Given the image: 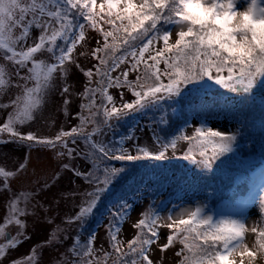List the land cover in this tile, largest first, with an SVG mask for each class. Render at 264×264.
Here are the masks:
<instances>
[{"label": "snow or ice", "instance_id": "obj_1", "mask_svg": "<svg viewBox=\"0 0 264 264\" xmlns=\"http://www.w3.org/2000/svg\"><path fill=\"white\" fill-rule=\"evenodd\" d=\"M169 2L174 4L175 0H164V4H158V0H141L139 4L136 0H102L97 12V0H0V49L4 50L3 59L11 62L16 69L14 75L22 82L16 85L21 90L20 94L11 103L0 105L4 109H11L7 112L6 120L0 123V143H18L28 148L24 161L14 171L0 167V176L6 179L12 177L20 185L12 193V217L27 215L30 204L35 209L39 201L35 204L32 201L42 192L52 190L62 181L65 172L70 174V183L79 180L86 186V190L73 189L61 193L62 199L78 200L76 211L68 217L67 223L82 224L93 214L113 180L124 171L122 167L112 166L110 161L168 159L171 158L167 155L168 150L171 149L172 157H175L177 143L183 141L188 145L187 151L175 158L210 171L221 156L233 152L237 133H226L203 125L195 127L191 133L181 131L167 143L161 142L160 137L154 134L155 143L151 147L135 144L131 150L125 144L136 139L134 133L114 142L105 143L102 138L93 140L94 135H101L104 127H112L110 118L178 98L189 85L195 89L206 87L207 82L212 81L232 93L248 97L260 79L264 78V46H252L243 51L205 46L199 42V38L186 41L183 32L174 45H169L170 36L157 28L162 20L179 24L167 11H160ZM232 2L236 3V0ZM253 7L264 14V7H259L256 0H253ZM101 13L108 17L105 23L112 26L108 31L98 26L96 17L104 18L100 16ZM77 16H82L88 26L103 36L102 42L98 41L92 50V56L98 62L94 65L95 70L90 68L83 73L86 83L81 93V111L74 117L79 120V124L69 130L61 128L50 137H42L33 131L25 133L22 130L24 125L30 126L42 118L47 96L56 88L55 74L62 73L63 78L67 79L70 69L66 65L75 63L73 52L86 39V26L76 22ZM32 29H37L39 35L29 43ZM76 29L79 31L76 32ZM58 40L63 43H58ZM159 40L163 41V48L155 47ZM169 52H173V55H166ZM38 53L47 54L51 62L44 63L36 59ZM22 69H26L24 75H21ZM117 71L119 74L113 75ZM130 74H134L135 78L130 79ZM3 83L0 70V84ZM109 88H126L134 99L131 102L124 101L125 94L122 92L121 107H116L113 96L107 91ZM3 91L5 89H0V92ZM68 93L69 86L62 87L61 94L66 96ZM97 94L101 96L99 103ZM63 104L67 106L69 100L64 99ZM101 109L103 120L98 119ZM68 115L65 109V116ZM160 123H167L165 116H161ZM89 125L92 126L90 131L87 130ZM78 140H83L87 150L79 149ZM34 152H51L57 161L79 158L91 166L78 168L74 164L63 163L59 170H53L46 178L36 177V170L29 169ZM28 184L36 187L25 186ZM20 202L24 203V208L18 207ZM128 207L130 205L126 201L120 205L124 211L115 213L108 228L110 246L116 256L114 264H153L150 253L152 245L159 238L158 222L161 219L171 221L163 225L171 232L160 251L165 252L178 242L182 245L176 252L181 257L178 264H225L234 252L245 248L242 241L249 229L244 222L231 219L213 223L212 217L204 214L203 207L197 206L194 210H183L176 219L171 216L157 217L151 209L144 212L134 224L136 234L127 241V250L124 251L118 239L120 229L117 222L124 219ZM260 211L264 213V201L260 204ZM15 223L21 230L15 236L5 237L6 243L0 244V257L8 249H15L23 243L24 225L19 219ZM251 232L256 233L257 252L264 251V228L257 230L253 227ZM2 234L3 230L0 229ZM94 240V234L86 244H81L78 236L75 238L70 251L76 259L71 264H98L94 257ZM55 242L51 237L46 241L47 244ZM38 255L37 249L33 248L19 264H38ZM110 255L112 253H104L105 257ZM249 255L255 259V254Z\"/></svg>", "mask_w": 264, "mask_h": 264}, {"label": "rangeland", "instance_id": "obj_2", "mask_svg": "<svg viewBox=\"0 0 264 264\" xmlns=\"http://www.w3.org/2000/svg\"><path fill=\"white\" fill-rule=\"evenodd\" d=\"M102 2V0H97V2ZM139 4L141 0H136ZM248 0H237L236 8L242 9L246 6ZM179 25H176L172 30L173 34L171 35L170 41L174 43L176 37V32L179 30ZM16 34H19V30H15ZM39 31L37 29H32L30 31V40H35L38 38ZM86 39L77 45L76 49L73 52L74 64L66 65L70 70L67 73V79L63 78V74L57 72L55 74L56 78V88L51 91L47 96V102L43 106L42 118L32 122L31 125H24L23 131L26 133L28 131H33L42 137L54 136L55 133L63 128L64 130H69L71 127L79 124L78 119H74L77 113L81 111L79 105L81 102V93L84 90L86 79L83 75L84 71L88 69L95 70L94 65L98 62L92 56V50L97 46V42H102L98 38L102 35L99 31L89 28L85 33ZM156 48H161V44L156 42ZM4 50L0 49V70L3 73L4 83L0 84V89H5V91L0 92V105L9 104L17 95L20 94L21 90L16 87L17 83H22L19 81V78L14 75L15 68L11 62L5 61L3 59ZM154 54V50H153ZM147 56V53L145 54ZM36 59L43 61L44 63H50V59L47 54H36ZM78 65V66H77ZM21 75L26 73V69H22ZM114 73L113 75H118ZM227 75V74H225ZM31 86V85H29ZM64 86H69V93L65 96L61 94V89ZM95 86L94 84L92 85ZM192 87V88H191ZM190 89H194L192 85H189ZM206 88L214 93H230L227 89L221 88L218 85H215L212 81L207 82ZM259 88V89H258ZM196 89V88H195ZM258 89L259 92H264V82H259L258 86L254 89ZM114 100L116 103L121 101L120 94L122 92L118 91V88L113 89ZM124 99L130 98V96L125 92ZM232 95H236L233 93ZM64 99L69 100V104L65 106L63 104ZM101 96L97 94V103L100 102ZM65 109L69 115L65 116ZM11 109H4L0 107V123H3L6 120L7 112ZM98 119L103 120V110L101 109V115ZM118 118H115V125H117ZM249 120L259 123L261 125L258 131V140L264 142V112L261 110H254L249 115ZM198 120L194 118V126L188 128V133L197 127ZM210 128L214 130H219L226 133H237L238 125L228 120V118H217L209 121ZM91 125L88 126L87 130H91ZM116 130V129H115ZM158 135L157 130L152 128L148 122H140L134 135L136 137L133 141H128L125 144V147L132 149L133 145L139 144L141 146H152L155 141L153 136ZM111 129H103V132L100 136H93V140H100L101 138L106 143L110 138ZM6 138V137H5ZM241 137H237V139ZM239 139V140H240ZM161 142H163L160 139ZM164 143V142H163ZM77 146L79 149L87 150V145L83 140L77 141ZM158 146V145H157ZM187 148L185 142H178L177 151L175 157L183 153ZM238 150L240 154L248 156L250 158H255L258 154V147L255 144H248L240 146L239 148H234ZM28 151L27 146L20 145L18 143H3L0 144V167H4L6 171H14L18 167L19 163L24 161V157ZM237 151V152H238ZM168 156L172 157V150L169 149ZM63 163L74 164L78 168H87L90 167V164L77 158L76 160L70 161L68 158H65L63 161H57L53 159V154L51 152L44 153H33L32 160L29 165L30 171L34 168L36 170V177H47L53 170H59V167ZM70 174L65 172L63 173L64 178L59 182L52 190L47 192H42L39 196L36 197L32 204H35L36 201H39V204L35 209L32 208L31 204L28 205L27 215L15 216L12 217L10 213V203L12 193L16 192L19 188V183L15 182L12 177L5 178L0 176V229L3 230V234L0 235V244L6 243L5 237L15 236L20 227L16 225L15 220L19 219L24 225L22 229L25 233V238L23 243H20L15 249H8L3 257H0V264H13L14 261L19 264L25 257H27L33 248H36L38 251V264H71V261L75 260L76 257L73 256L70 249L73 246L75 238L78 236L80 240H85L83 233L84 224L78 223H67L68 217L73 215L76 211L75 205L78 203V200L71 198L62 199V192H70L73 189L86 190V186L82 185L79 180L74 184L70 183ZM34 177V178H36ZM31 177H29L30 179ZM43 180H41V183ZM27 187H32L33 189L36 186L30 184L25 185ZM142 194V193H141ZM136 196L132 199L131 208L133 212L127 218L124 228L122 229V237L124 240H129L134 237L136 229L134 224L142 218V214L146 212L149 208V202L144 198L143 194ZM19 195V192H17ZM264 201V188L256 196L254 201L248 206L244 211L237 209L228 208L221 213H214L210 206L208 205V197L206 195L189 193L185 196L184 201L173 209H167L162 215L161 218H167L169 216L172 219H176L177 216L186 209L194 210L195 207L201 206L204 209V214L214 218L217 217V222L221 220H231L238 219L245 223V226L249 231L244 233L243 243L248 245L251 248L253 243H256L257 237L256 233L250 231L251 228L255 227L257 230L264 228V213L260 211V204ZM19 208H24V203H18ZM184 218H187L186 216ZM160 235L158 241L152 246L150 256L155 260L156 264H178V256L176 255L175 249L179 246L176 245L173 248H168L165 252L160 251V247L166 243V237L169 234L170 229L163 226L168 221L166 219H161L160 221ZM84 225V226H83ZM106 229L103 228L100 230V233L97 237L94 257L99 256L97 259L98 264H104L103 259L101 258L102 254L100 253L101 247L108 246V239L104 233ZM56 240L55 243L47 244L46 241L49 238ZM163 256V257H160ZM231 257V256H230ZM88 259V258H85ZM101 259V260H100ZM240 257H237V263H239ZM258 259V258H257ZM178 261V262H177Z\"/></svg>", "mask_w": 264, "mask_h": 264}, {"label": "trees", "instance_id": "obj_3", "mask_svg": "<svg viewBox=\"0 0 264 264\" xmlns=\"http://www.w3.org/2000/svg\"><path fill=\"white\" fill-rule=\"evenodd\" d=\"M100 3L99 1L97 2V12H99ZM106 11L107 9H105ZM100 16L104 18L96 17L98 26L103 27L105 31L110 30L112 26L105 23L108 17L105 13H101ZM76 22L86 26L85 33L87 29L91 28L82 16H77ZM176 25L178 24L175 22L165 23L162 20L157 25V28L162 33L170 34L171 38L172 30ZM95 30L93 29V31ZM75 31L78 32L79 29ZM100 34L102 35V33ZM98 39L102 41L103 36ZM190 39L186 38V41ZM157 42L161 44V48L164 47L162 40ZM58 43L63 42L58 40ZM173 44L169 39V45ZM174 51L175 49H173ZM173 52H169L166 55L171 56ZM223 55L226 56L227 53H223ZM160 67L163 68V64ZM224 74L227 73L225 72ZM134 78V74H130V79ZM260 82L263 83L264 78H261ZM188 87L178 98L166 100L154 106L149 105L140 111L129 112L124 116L110 118L109 123L112 125L110 128L111 135L106 143L114 142L123 136L134 133L137 125L142 121L148 122L152 128L156 129L157 136L164 143H167L181 131L188 133V128L194 126V118L198 120L197 127L203 125L210 128V120L226 117L238 125L237 137H241V139H237L234 148L242 144H255L258 147V154L255 158H250L233 150V152L221 156L210 171H204L187 160L175 157L159 161H110L109 163L112 166L122 167L124 171L113 180L108 190L101 197V202L94 209L93 214L87 218L85 226L83 225L85 240H80L81 244H86L88 238L94 234L93 247L95 248L100 230L105 228L104 233L108 239V246L101 247L99 253L102 254L101 258L103 261L101 262H104V264H114L116 260V256L110 246L108 228L115 213L124 211V209L120 208V205L125 201L130 207L127 208L124 219L117 222L120 229L118 239L122 242L121 246L124 251L127 250L128 240H124L122 237V229L133 210L131 208L132 199L141 193L149 202L148 210L151 209L157 217H161L168 208L173 209L180 205L189 193L206 195L209 206L214 210L225 207L236 208L241 206L255 192L257 185L264 177V142L257 139L261 125L249 120V115L254 110L259 109L264 112V92H259L258 88L253 90L250 96L245 97L237 93H235L236 95H232L233 93H214L206 87H198L196 89ZM113 89L115 88H109L107 91L114 98ZM118 91L126 92L130 96L124 101L131 102L134 99L128 89L118 88ZM105 103L107 102L105 101ZM199 105L205 107H197ZM115 106L121 107V101L115 103ZM173 109H176V111L174 112ZM161 116L166 117L167 123H160ZM115 118H118V120L114 128ZM106 128L104 127L103 129ZM187 148L185 151H187ZM184 152L176 157L182 156ZM158 223L160 224V222ZM158 231L160 235V227ZM170 232L171 230L169 234ZM176 245L179 246L175 249L177 252L182 245L177 242L171 247L173 248ZM105 252L112 253V255L105 257ZM98 257L96 256V258ZM178 258L179 261L181 257ZM150 259L153 264H156V261L151 256Z\"/></svg>", "mask_w": 264, "mask_h": 264}, {"label": "clouds", "instance_id": "obj_4", "mask_svg": "<svg viewBox=\"0 0 264 264\" xmlns=\"http://www.w3.org/2000/svg\"><path fill=\"white\" fill-rule=\"evenodd\" d=\"M236 3L232 0H175L174 4L169 2L160 11H167L174 21H179L174 44L183 32L185 40L199 38L205 46L214 45L234 51L264 46V14L256 11L253 0H248L242 9H237ZM256 3L264 7V0H256ZM158 4H164V0H158ZM249 253L255 254V259ZM237 257H240L239 264H264V251L257 252L256 243L251 248L245 244V248L234 252L225 264H237Z\"/></svg>", "mask_w": 264, "mask_h": 264}, {"label": "bare ground", "instance_id": "obj_5", "mask_svg": "<svg viewBox=\"0 0 264 264\" xmlns=\"http://www.w3.org/2000/svg\"><path fill=\"white\" fill-rule=\"evenodd\" d=\"M173 34V32L171 33V35ZM160 257H163V256H160Z\"/></svg>", "mask_w": 264, "mask_h": 264}]
</instances>
